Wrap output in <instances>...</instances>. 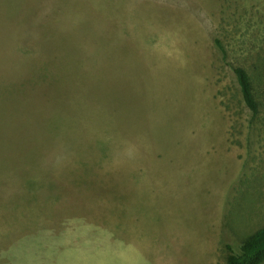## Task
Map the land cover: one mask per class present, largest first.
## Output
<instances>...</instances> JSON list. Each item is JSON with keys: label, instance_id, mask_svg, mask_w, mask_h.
Wrapping results in <instances>:
<instances>
[{"label": "rangeland", "instance_id": "374dc122", "mask_svg": "<svg viewBox=\"0 0 264 264\" xmlns=\"http://www.w3.org/2000/svg\"><path fill=\"white\" fill-rule=\"evenodd\" d=\"M263 67L264 0H0V264H225L264 225Z\"/></svg>", "mask_w": 264, "mask_h": 264}, {"label": "trees", "instance_id": "16d2710c", "mask_svg": "<svg viewBox=\"0 0 264 264\" xmlns=\"http://www.w3.org/2000/svg\"><path fill=\"white\" fill-rule=\"evenodd\" d=\"M214 44L220 52L223 51V46L218 39H214ZM262 71L264 72V67ZM232 72L244 105L252 114H255L258 110V101L254 75L243 66H234ZM226 248L229 253L225 257V264H262L264 262V225L245 237L234 251H231L229 245Z\"/></svg>", "mask_w": 264, "mask_h": 264}, {"label": "crops", "instance_id": "0c3cea01", "mask_svg": "<svg viewBox=\"0 0 264 264\" xmlns=\"http://www.w3.org/2000/svg\"><path fill=\"white\" fill-rule=\"evenodd\" d=\"M199 222V224H208V221H204V220H202V221H198ZM184 255V254H183ZM182 255V256H183ZM182 256H180V258L182 257Z\"/></svg>", "mask_w": 264, "mask_h": 264}]
</instances>
